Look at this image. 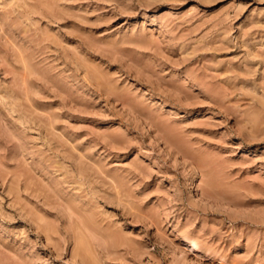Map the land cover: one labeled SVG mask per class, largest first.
Listing matches in <instances>:
<instances>
[{
	"label": "rangeland",
	"instance_id": "rangeland-1",
	"mask_svg": "<svg viewBox=\"0 0 264 264\" xmlns=\"http://www.w3.org/2000/svg\"><path fill=\"white\" fill-rule=\"evenodd\" d=\"M0 264H264V0H0Z\"/></svg>",
	"mask_w": 264,
	"mask_h": 264
},
{
	"label": "bare ground",
	"instance_id": "bare-ground-1",
	"mask_svg": "<svg viewBox=\"0 0 264 264\" xmlns=\"http://www.w3.org/2000/svg\"><path fill=\"white\" fill-rule=\"evenodd\" d=\"M92 220V219H91ZM85 243V242H84ZM86 246V245H85ZM90 246V245H89ZM87 247V246H86ZM83 249H85V248H83Z\"/></svg>",
	"mask_w": 264,
	"mask_h": 264
}]
</instances>
